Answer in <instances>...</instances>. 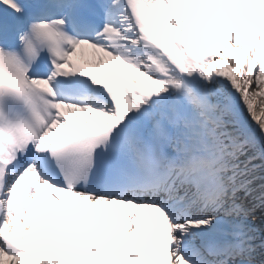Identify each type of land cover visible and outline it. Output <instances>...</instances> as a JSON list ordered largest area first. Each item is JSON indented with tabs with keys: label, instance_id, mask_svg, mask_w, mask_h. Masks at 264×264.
<instances>
[{
	"label": "snow or ice",
	"instance_id": "snow-or-ice-1",
	"mask_svg": "<svg viewBox=\"0 0 264 264\" xmlns=\"http://www.w3.org/2000/svg\"><path fill=\"white\" fill-rule=\"evenodd\" d=\"M254 105L264 0H0V264H264Z\"/></svg>",
	"mask_w": 264,
	"mask_h": 264
},
{
	"label": "bare ground",
	"instance_id": "bare-ground-1",
	"mask_svg": "<svg viewBox=\"0 0 264 264\" xmlns=\"http://www.w3.org/2000/svg\"><path fill=\"white\" fill-rule=\"evenodd\" d=\"M260 103L259 99L257 100L256 104L258 105ZM254 110L257 113V116H261V108L257 107L256 105H254ZM262 119H264V116H261Z\"/></svg>",
	"mask_w": 264,
	"mask_h": 264
}]
</instances>
